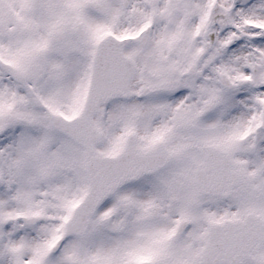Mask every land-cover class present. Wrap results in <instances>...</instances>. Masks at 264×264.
I'll list each match as a JSON object with an SVG mask.
<instances>
[{
  "label": "flooded vegetation",
  "instance_id": "af4514ba",
  "mask_svg": "<svg viewBox=\"0 0 264 264\" xmlns=\"http://www.w3.org/2000/svg\"><path fill=\"white\" fill-rule=\"evenodd\" d=\"M198 1L43 0L32 13L31 0L14 26L11 4L0 3L3 52L27 48L37 31L39 64L48 55L86 73L85 98L69 118L84 109L97 53L104 85L128 80V93L104 99L90 124L69 126L86 146L54 131L74 147L84 176L66 211L50 193L59 196L45 147L29 150L33 178L24 165L12 173L0 163V244L38 242L36 264H264V98L251 106L249 89L264 93V75L260 63L236 61L255 28L245 29L251 9ZM253 22L262 31L264 22ZM36 116H28L35 126ZM89 149L122 158L100 161ZM39 177L49 192H40ZM42 193L56 206L46 221L34 205ZM104 243L113 250L100 258L94 248Z\"/></svg>",
  "mask_w": 264,
  "mask_h": 264
},
{
  "label": "rangeland",
  "instance_id": "374dc122",
  "mask_svg": "<svg viewBox=\"0 0 264 264\" xmlns=\"http://www.w3.org/2000/svg\"><path fill=\"white\" fill-rule=\"evenodd\" d=\"M26 0H8V2L14 3L13 6H8L6 8V14L10 17L12 21V26L14 24H18L23 17V13L25 10V6H22ZM201 1H198L201 4ZM3 0H0L2 3ZM204 2V1H203ZM221 6H247L245 8L250 7V15L246 18L247 21H261L264 22V0H220ZM207 5V4H205ZM251 34V39L248 45L241 46L242 55L240 58H237L236 61L241 62L242 66L249 67L254 62L260 63L262 67V74L264 75V42L259 40V37H262L264 40V32L260 31L258 28H254L249 32ZM38 37L37 31L32 35L29 40V45L27 48L15 49L11 45V49H8V46H4V52L7 54L6 58H8V54L16 61V69L10 71L11 74L4 73L0 71V82L1 84H8L10 81V77L13 75V79L21 81L25 84L26 80L31 75L34 74H41L46 73L49 70L48 62H50L49 56L46 55L42 61V64H39L41 60H39V50L37 45L40 43L39 40H36ZM1 45V39H0ZM239 50L240 48H236ZM0 60H4L3 58V50L0 46ZM55 61V60H54ZM57 67L53 70L51 74L53 76H45L42 79V89L45 91L46 94L39 92L42 95L38 94L39 103L41 100H47V96H49L48 103L54 104L56 107L65 108L67 111H72L73 106L77 104L78 100L76 98H82L85 94V80H86V73L84 70H79L73 65L70 66V62L65 60H58L56 62ZM52 65V64H51ZM238 66V63L235 65ZM46 71V72H44ZM248 71V70H247ZM10 76V77H9ZM12 80V79H11ZM28 82V81H27ZM17 84V83H16ZM15 88H18L15 85ZM250 89V96H251V106L255 105L253 100H259L262 102L260 98H264V93H257L254 87ZM3 90L1 98L6 100L14 99L17 97L12 87L6 86L5 84L2 86L0 91ZM25 92V113H31V109L34 105H38L37 101L34 99L33 92L30 90L23 89ZM77 101V102H76ZM264 103V101H263ZM39 106V105H38ZM254 108V107H253ZM256 108V107H255ZM7 116H3L0 112V136L4 133L3 138L7 140H3L0 138V162H5L8 165V168L11 169V172L14 173L17 170H20L22 165H24L25 175L28 178H33L32 169L35 170L36 168V156L29 153V150L36 153V146L40 144V149H43V162H50L49 164L53 165V172L51 176V181L56 183L54 186L55 193L59 196H56L53 191L50 190L52 196L59 198L62 201V210L66 211V202L71 200L78 191L84 187V176L78 167L79 163L81 162L80 157L78 154H75V149L70 145L69 142L63 140L61 137L56 136V134L52 131V127L48 122V116L45 113V110L37 109L36 120L37 126H28L26 120H18V117H15V121L11 119V113L8 111L10 110L8 107ZM16 116H22L17 114ZM17 124V127L13 131L14 136L10 137L9 133L8 136L5 135L4 131L10 132L13 125ZM31 127V129H30ZM51 143L59 147L56 152H53L51 148ZM66 144V149L64 146ZM25 149V150H24ZM69 150V151H68ZM23 151L27 155L22 156ZM23 162V164H22ZM20 167V168H19ZM23 169V167L21 168ZM1 173V170H0ZM1 178V175H0ZM19 179H25L24 175L20 176ZM39 184L41 185L40 192H49V184L45 183L42 178H38ZM40 195L42 198L34 197L36 205L39 209L42 205L44 221L48 220L47 216L52 215L54 208L56 207L52 204V200H46L45 196ZM16 195H12L8 197L11 201L15 202ZM31 237V236H28ZM44 241V239H39V242ZM17 242V241H16ZM16 242H12L10 246L0 244V264H9L10 258L13 257L15 259L14 264H22L21 261L16 260H23L29 259V264H36L35 259H39L41 257L40 252L41 248H37L38 242H32V244H23L22 242L16 246ZM26 249L30 251L27 253ZM97 253H99L100 258L103 254H109L113 248L108 246L107 244H99L96 248ZM34 260V261H32Z\"/></svg>",
  "mask_w": 264,
  "mask_h": 264
},
{
  "label": "water",
  "instance_id": "95a60500",
  "mask_svg": "<svg viewBox=\"0 0 264 264\" xmlns=\"http://www.w3.org/2000/svg\"><path fill=\"white\" fill-rule=\"evenodd\" d=\"M39 1L40 0H35V4L40 3ZM125 86H126V84L124 85V88L121 85H117V86H113L112 85L111 87L106 88L105 91L110 93L108 98L116 96V95L123 94L125 92V90H126ZM102 93H104V92H103V90L100 87L99 82H98V83H96V86L93 87L91 97L89 98V105H88L87 111L85 112L87 120H89L90 114L95 109L96 104L99 103L101 100L106 98V97L103 98L104 96L102 95ZM54 123L56 125L60 126L63 130L67 131V129L65 127L61 126V124H67V122H64V121L62 122V121H59V119H56L54 121ZM79 140H80V138H79ZM81 142L84 143V140L81 139Z\"/></svg>",
  "mask_w": 264,
  "mask_h": 264
}]
</instances>
